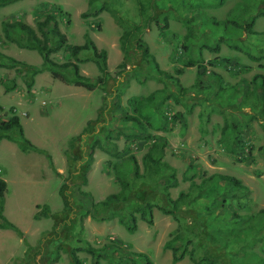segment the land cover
Returning a JSON list of instances; mask_svg holds the SVG:
<instances>
[{
    "label": "rangeland",
    "instance_id": "1",
    "mask_svg": "<svg viewBox=\"0 0 264 264\" xmlns=\"http://www.w3.org/2000/svg\"><path fill=\"white\" fill-rule=\"evenodd\" d=\"M107 2L117 9L116 17L107 10L95 16L88 0H16L0 6V118H8L14 108L28 140L20 141L16 131L9 133L15 141L0 140V177L6 181L3 214L22 232L0 228V264H69L65 245L80 248L77 254L84 264H144L133 252L145 253L152 264H173L171 250L163 246L168 240L184 254L174 264H264V86L254 79L256 73L264 75V0ZM58 7L68 44H83L88 34L107 53V73H100L91 50L80 51L77 60L67 47L51 54L58 64L75 61L92 80L103 75L93 90L54 78L46 69L34 76L29 89L30 73L10 60L42 66L41 55L20 44L23 32L6 24L19 20L36 29V21ZM165 18L168 27L161 36ZM252 19L257 34L231 23ZM133 25L141 26L158 69L141 55L135 65L118 67L127 47L120 37ZM216 46L218 51L212 49ZM190 58L195 65L177 74L175 69ZM61 74L74 77L71 69ZM13 84L15 89L7 91ZM117 95L129 111L130 97L152 96L142 113L150 122L147 132L168 142L163 164L145 167L142 157L150 141L112 138L107 141L113 144L110 153L95 148L87 182L70 184L65 191L70 196L67 212L60 188L72 180L64 153L68 140L96 118L95 132L104 128L102 139L107 130L135 132L123 124L121 114H110ZM177 112L182 116L171 119ZM233 124L251 148L247 160L238 161L232 151ZM89 137L83 136L84 149ZM131 154L138 162L137 175ZM216 173L240 178L249 192L217 177L208 180ZM181 192L187 195L173 214L160 209L163 197L176 199ZM117 193L128 199L94 207ZM146 203L152 225L141 216ZM186 207L193 209L190 214L181 211ZM130 213L136 218L134 231L120 223L124 219L132 225ZM81 240L95 249L92 254ZM208 250L219 259L209 258Z\"/></svg>",
    "mask_w": 264,
    "mask_h": 264
},
{
    "label": "trees",
    "instance_id": "2",
    "mask_svg": "<svg viewBox=\"0 0 264 264\" xmlns=\"http://www.w3.org/2000/svg\"><path fill=\"white\" fill-rule=\"evenodd\" d=\"M16 0H0V6H4L8 3L14 2ZM99 0H88V9L92 14L97 16L100 12L103 10L110 11L114 17L117 16V9L110 8L109 3L107 0H104L102 5L96 7V3ZM110 1V0H109ZM61 9L58 7L56 9H53L52 11H48L45 13L44 17L42 19H38L36 21V29L32 28L26 23H23L19 20H16L11 23H7L6 27L16 28L19 29L21 32H23L24 38H22L20 41V44L23 47H27L28 49L36 50L42 57V66H34L31 67V65L26 64L21 61H16L14 59H10L14 64H20L23 68H26L28 70L30 78V82L28 83L29 89L32 87V84L34 83L33 79L34 76L40 72H42L43 69L48 70L52 77L54 78H60L61 80H64L68 83H72L76 86H82L86 88L87 90H93L97 84H101L103 82L102 76L97 77L95 80L90 79L89 77L84 76L79 71V65L75 61H66L62 64L56 63L52 58L51 54L62 47H67L69 49L70 54L73 57H76L77 54L80 51L83 50H91L94 57V62L97 65V68L99 69L100 73H107V53L105 50H100L97 48L95 42L89 37L88 34H86V40L83 44H73L70 45L67 43V36L65 32H63L59 27V16L58 14H61ZM264 13V12H263ZM158 12H155L151 15L152 19H155ZM83 16H85V13H83ZM231 23L239 28L244 29L248 34H257L258 32H255L252 29L254 19H252L251 22L245 23V24H238L237 22L231 21ZM68 24V22H67ZM168 27V21L167 18L164 20L163 26H159V33L161 36H164V30ZM142 28L138 25H133L130 30L125 31L120 39L121 44L126 40L127 47L125 49V56L121 63H119L118 67L121 69L126 68L128 65H135L136 64V56L141 55L143 58H151L154 62V65L156 66V69H158V64L153 57V55L149 52L148 46L145 43V41L141 37ZM192 33L188 32L186 34V37H191ZM187 49V47L183 46ZM213 50L218 51L219 46H216L215 48H212ZM1 56L3 54L0 53ZM77 60V57L75 58ZM256 60H259L256 58ZM195 62L193 59H187L182 62V66H179L175 69L177 74L183 73V67H192L195 65ZM198 68H205L204 65L198 64ZM71 69L74 73L73 78H66L61 74V71L63 70H69ZM159 71V70H158ZM254 79H261L262 86H264V75L261 73H256L254 76ZM15 84L11 86H6V90H14ZM183 92H186V88L183 89ZM152 101V96H146V97H130L128 99V106L130 108V111L126 109L123 104L120 103V97L117 95V100L114 102V104L111 106L110 114L111 116L121 114L123 118V124L124 125H131L135 132L132 133H125L121 130L117 132H113L112 130H107L105 137L102 139L99 134H102L103 129L100 127L97 132H95V125L99 121V118L97 120H90L87 123V126L84 128V130L76 135L71 137L68 140V148L64 150L66 159H67V170L69 173V178H72L69 184L62 183L60 188V193L62 195L63 201H64V210L67 212H70V196L65 192L69 189V185H79V184H85L87 182V171L89 170L90 164L93 161V153L95 148L101 149L106 152H111L113 148V144L110 142H107L111 140L112 138L118 139L121 135H124L128 141H136V140H142L145 139L146 141H150L149 147L147 148V151L143 155V161L145 163V167L152 166L156 169L160 167L163 163L162 158L164 156V149L167 146L168 142L165 138H161L160 136L154 137L152 134L147 132V126L150 127V122L148 119V116L142 113V109L144 105L149 104ZM2 109V106L0 105V111ZM10 116L6 119L0 118V140L2 138H6L11 141H15V138L13 135L9 134L12 131H16L18 136L21 138L20 141L27 142L28 140L24 137L23 133V127L20 122L19 116L14 112V108L10 109ZM182 116L181 113L177 112L174 115L166 116L167 118L171 119H177ZM182 128L186 127L185 122L182 123ZM232 131L234 134V141L236 143V149L232 150L235 156L237 157L238 161H243L249 159L251 155V148H249L246 144V142L242 139L240 134L236 131L235 124L232 125ZM89 137L90 135H92ZM87 135L89 138H91V141L87 144V147L84 149L82 145V139L83 136ZM129 160L132 162L133 167L135 168V174L137 173L138 168V162L134 155L128 156ZM50 163H52L51 158L49 156ZM172 167V166H171ZM137 175V174H136ZM214 177L219 178L220 180L226 181L230 183L232 186L237 187L239 190H242L244 192H249L248 186L242 183L240 178L231 176V175H225L216 173L211 176L210 179H214ZM126 185V184H125ZM125 187V186H124ZM123 187V189H124ZM6 188V181L0 177V228L2 229H12L16 231L19 235H21V230L10 222L5 215L3 214V202H4V192ZM187 194L180 193L178 194L176 199H173L171 197H168L164 199L162 198L161 203V210L167 214H173L178 209V203L179 201L185 197ZM128 195L125 193H117V194H110L105 199L97 202L94 204V207H97L99 209L110 207L115 202H120L123 200H127ZM168 207V208H166ZM69 210V211H68ZM193 210L192 208L186 207L182 209L186 214H190V211ZM145 212L149 214V216H146V213L144 211L142 212L143 219L149 224H153V218H152V210L149 203H146V210ZM130 218L132 220V225L128 224V221L124 219H120V223L124 225V227L128 231H134L136 227V218L135 215L130 213ZM236 215V214H235ZM71 223V222H70ZM66 224V223H65ZM199 229V227H198ZM201 232L202 240L201 245L206 248V236L203 233L202 230L199 229ZM211 236V234H210ZM213 239V238H212ZM41 241H39L38 246L40 247ZM84 241V242H82ZM81 242L84 244L83 247L89 252L93 253L94 248L90 245V243L86 240H81ZM45 243V242H44ZM37 246V247H38ZM166 249L171 250L172 254V263L181 260L184 257V254L180 252L179 246L175 245L174 240H168L163 245ZM66 248L67 254L69 256V264H84L80 257L78 256L77 252L80 248H74L71 246H64ZM207 249V248H206ZM29 254H31L32 250L28 248ZM138 257H143L145 260L144 264H152L149 257L143 253V252H133ZM208 257L212 259H219L218 255L212 256L210 254V251H207ZM29 258V257H28ZM43 261V260H42ZM43 264V262H40V264Z\"/></svg>",
    "mask_w": 264,
    "mask_h": 264
},
{
    "label": "crops",
    "instance_id": "3",
    "mask_svg": "<svg viewBox=\"0 0 264 264\" xmlns=\"http://www.w3.org/2000/svg\"><path fill=\"white\" fill-rule=\"evenodd\" d=\"M37 75V74H36ZM62 171V170H61Z\"/></svg>",
    "mask_w": 264,
    "mask_h": 264
}]
</instances>
